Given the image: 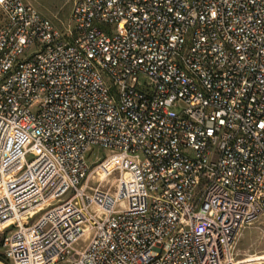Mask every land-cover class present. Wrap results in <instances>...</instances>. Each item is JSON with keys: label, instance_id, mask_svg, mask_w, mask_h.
Instances as JSON below:
<instances>
[{"label": "built area", "instance_id": "built-area-1", "mask_svg": "<svg viewBox=\"0 0 264 264\" xmlns=\"http://www.w3.org/2000/svg\"><path fill=\"white\" fill-rule=\"evenodd\" d=\"M0 15L3 258L236 264L264 217V0Z\"/></svg>", "mask_w": 264, "mask_h": 264}, {"label": "rangeland", "instance_id": "rangeland-1", "mask_svg": "<svg viewBox=\"0 0 264 264\" xmlns=\"http://www.w3.org/2000/svg\"><path fill=\"white\" fill-rule=\"evenodd\" d=\"M26 1L56 29L63 30L67 25L73 0ZM112 178L113 176L109 180ZM0 255H2L1 247ZM234 256L236 264H264V217H259L240 229L235 238Z\"/></svg>", "mask_w": 264, "mask_h": 264}, {"label": "trees", "instance_id": "trees-1", "mask_svg": "<svg viewBox=\"0 0 264 264\" xmlns=\"http://www.w3.org/2000/svg\"><path fill=\"white\" fill-rule=\"evenodd\" d=\"M0 261H6L2 255H0Z\"/></svg>", "mask_w": 264, "mask_h": 264}, {"label": "crops", "instance_id": "crops-1", "mask_svg": "<svg viewBox=\"0 0 264 264\" xmlns=\"http://www.w3.org/2000/svg\"><path fill=\"white\" fill-rule=\"evenodd\" d=\"M7 262L6 261H0V264H6Z\"/></svg>", "mask_w": 264, "mask_h": 264}, {"label": "bare ground", "instance_id": "bare-ground-1", "mask_svg": "<svg viewBox=\"0 0 264 264\" xmlns=\"http://www.w3.org/2000/svg\"><path fill=\"white\" fill-rule=\"evenodd\" d=\"M102 216V214L101 213H99V217H101Z\"/></svg>", "mask_w": 264, "mask_h": 264}]
</instances>
